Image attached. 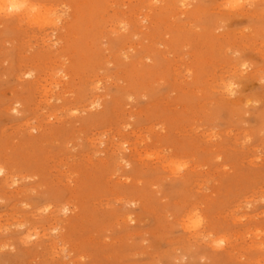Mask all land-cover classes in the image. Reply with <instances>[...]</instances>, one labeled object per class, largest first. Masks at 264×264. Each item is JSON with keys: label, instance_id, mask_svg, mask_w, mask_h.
<instances>
[{"label": "rangeland", "instance_id": "374dc122", "mask_svg": "<svg viewBox=\"0 0 264 264\" xmlns=\"http://www.w3.org/2000/svg\"><path fill=\"white\" fill-rule=\"evenodd\" d=\"M28 1L48 24L0 12V264H264V0Z\"/></svg>", "mask_w": 264, "mask_h": 264}, {"label": "bare ground", "instance_id": "6f19581e", "mask_svg": "<svg viewBox=\"0 0 264 264\" xmlns=\"http://www.w3.org/2000/svg\"><path fill=\"white\" fill-rule=\"evenodd\" d=\"M23 2H24V4H25V7H24L20 12L13 13V16L16 15V14H17L18 16L21 15V17L24 16V15H28L29 17L32 16L33 18L37 19V22H36V23H37V26H38V24H39V23H38L39 21L41 22L42 19H43V21L46 19L45 15L52 16V15H50V14H52V13H50L49 10H47L48 12L46 13V11H45L46 6H44V5H42V6H44V11H42L41 9H39V8L41 7V5H39L40 7L37 8L35 5H34L35 7L32 5V4H35L34 2L31 3V4H30V1H28V0H27V1H26V0H23ZM238 3H239V2H238ZM233 5H234V4H233ZM236 5H237V3H236ZM37 6H38V5H37ZM234 6H235V5H234ZM47 8L49 9L48 5H47ZM53 8H54V7H53ZM233 8H234V7H233ZM42 9H43V7H42ZM50 9H52L51 6H50ZM52 12H54V10H52ZM49 13H50V14H49ZM8 15H9V14H8ZM54 15H55V14H54ZM54 15H53L52 18H50V17L47 16V17H48V20H49V18H50V21H52V20L54 19ZM13 16H12V17H13ZM28 16H26V19L29 18ZM14 17H15V16H14ZM19 18H20V16H19ZM19 18H18V19H19ZM22 18H23V17H22ZM30 18H31V17H30ZM30 18H29V20L32 19V18H31V19H30ZM56 18H57V17H56ZM20 19H21V18H20ZM38 19H39V20H38ZM40 19H41V20H40ZM21 20H22V19H21ZM23 20H25V19H23ZM23 20H22V21H23ZM29 20H28V21H29ZM32 20H34V19H32ZM46 20H47V19H46ZM56 20H57V19H56ZM56 20H55V22H56ZM19 21H20V20H19ZM26 21H27V20H26ZM28 21H27V22H28ZM34 21H36V20H34ZM50 21H48V22H50ZM44 22H45V21H44ZM30 23H32V22H30ZM45 23H47V21H46ZM52 23H53V22H50L49 25H52ZM40 24H41V25H42V24L44 25V23H40ZM40 24H39V25H40ZM47 24H48V23H47ZM32 25H33V24H32ZM34 25H36V24H34ZM34 25H33V26H34ZM43 25H42V26H43ZM49 25H47V26H49ZM52 26H54V23H53ZM39 28H40V26H39ZM41 28H42V27H41ZM231 85H232V84H230V85L228 84L226 87H227L228 89L231 90V87H232ZM232 89H233V88H232ZM230 90H228V91H230ZM226 91H227V90H226ZM230 92H232V91H230ZM230 92H226V93L229 94ZM0 173L3 174V169H2V168H0ZM3 175H4V174H3ZM192 222H193V221H192ZM192 222H191V224H192ZM187 225H188V224H187ZM196 227H197V225H196L194 228H196ZM187 228L190 229V228H193V226H189V225H188Z\"/></svg>", "mask_w": 264, "mask_h": 264}, {"label": "clouds", "instance_id": "9594fccd", "mask_svg": "<svg viewBox=\"0 0 264 264\" xmlns=\"http://www.w3.org/2000/svg\"><path fill=\"white\" fill-rule=\"evenodd\" d=\"M25 7L23 0H0V12L13 14Z\"/></svg>", "mask_w": 264, "mask_h": 264}]
</instances>
